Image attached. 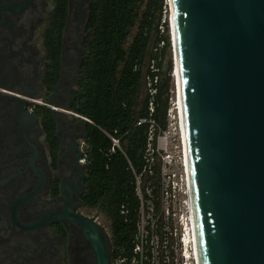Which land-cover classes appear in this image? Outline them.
Returning <instances> with one entry per match:
<instances>
[{
	"label": "flooded vegetation",
	"instance_id": "obj_1",
	"mask_svg": "<svg viewBox=\"0 0 264 264\" xmlns=\"http://www.w3.org/2000/svg\"><path fill=\"white\" fill-rule=\"evenodd\" d=\"M66 1L52 39L57 0H0V264L118 255L107 216L84 197L89 124L73 110L88 0Z\"/></svg>",
	"mask_w": 264,
	"mask_h": 264
},
{
	"label": "water",
	"instance_id": "obj_2",
	"mask_svg": "<svg viewBox=\"0 0 264 264\" xmlns=\"http://www.w3.org/2000/svg\"><path fill=\"white\" fill-rule=\"evenodd\" d=\"M168 4L199 263L264 264V0Z\"/></svg>",
	"mask_w": 264,
	"mask_h": 264
},
{
	"label": "trees",
	"instance_id": "obj_3",
	"mask_svg": "<svg viewBox=\"0 0 264 264\" xmlns=\"http://www.w3.org/2000/svg\"><path fill=\"white\" fill-rule=\"evenodd\" d=\"M165 1L88 0L84 59L73 110L92 121L84 197L88 205L99 206L107 216L117 246L115 254L131 253L140 204L136 175H140L143 189L151 183L154 192L160 181L155 148L158 135L168 126L173 67L163 17ZM66 12L67 1L57 0L50 38L61 36ZM152 60L157 72L150 70ZM147 77L156 89L153 95ZM141 118L155 123L152 155L148 154L149 123L137 124ZM109 135L119 139L120 148L111 150Z\"/></svg>",
	"mask_w": 264,
	"mask_h": 264
},
{
	"label": "built area",
	"instance_id": "obj_4",
	"mask_svg": "<svg viewBox=\"0 0 264 264\" xmlns=\"http://www.w3.org/2000/svg\"><path fill=\"white\" fill-rule=\"evenodd\" d=\"M165 5L169 7L168 0L165 1ZM168 9L170 12V8ZM168 19L170 28V14ZM161 45H163V42H160L159 46ZM150 70L151 72H157V67L153 60L150 63ZM147 80L149 94L153 95L156 89L151 85V78L147 77ZM156 80L157 76L154 75L153 81L156 82ZM149 110L150 112L153 111L151 102H149ZM176 112L178 115V110ZM170 113L169 107L167 112L168 124L169 120L173 118ZM76 115L81 116L79 114ZM81 117L92 124V121L88 118ZM141 123H149L148 150L151 152L149 155H152L153 149L150 147L155 123L151 118H141L137 124ZM109 137L112 142L111 150L113 151L115 147L120 148L119 139L112 135H109ZM83 158L86 159V154L83 155ZM162 159L160 181L156 192H154V186L151 183H148L143 189L140 175H136L135 192L140 204L132 237L131 253L128 255L118 254L113 264H200L192 226L190 189L182 145L180 157L181 172L178 178L175 174L168 171L167 164L171 161L170 154L162 156ZM149 173H151V170H149Z\"/></svg>",
	"mask_w": 264,
	"mask_h": 264
},
{
	"label": "rangeland",
	"instance_id": "obj_5",
	"mask_svg": "<svg viewBox=\"0 0 264 264\" xmlns=\"http://www.w3.org/2000/svg\"><path fill=\"white\" fill-rule=\"evenodd\" d=\"M168 5L166 6V12L164 13V19L167 22L168 25V33H169V38H170V28H169V9ZM170 44H171V39H170ZM171 59L173 62V51H172V46H171ZM173 64V63H172ZM171 100H170V110H171V118L169 120V124L167 129L163 132L160 133V136L157 139V145H156V152L159 155L160 158V166L163 164V159L162 156H165L166 154H170L171 156V161L168 163V171L175 174V176L178 178L180 172H181V165H180V157H181V145H182V139H181V129H180V121H179V110L182 113L181 108L176 107V101L179 99L177 98V88H176V79L175 75H173L171 71ZM174 102V106H173ZM176 110H178V115ZM180 120L181 122V127L183 130V119H181L180 115ZM181 141V142H180ZM148 150V154H150Z\"/></svg>",
	"mask_w": 264,
	"mask_h": 264
},
{
	"label": "bare ground",
	"instance_id": "obj_6",
	"mask_svg": "<svg viewBox=\"0 0 264 264\" xmlns=\"http://www.w3.org/2000/svg\"><path fill=\"white\" fill-rule=\"evenodd\" d=\"M170 21H171V25H172V31H173V35H174V40H175V33L176 32H175V24H174L173 14H171ZM174 52H175L174 54L176 56V54H177V51H176V40H175V43H174ZM176 59H177V57H175V79H176V88H177V98L179 97L180 100L177 99L175 106L178 107V105H179V107L182 110V113L179 110V121H180L181 139H182V152L184 154V164H185V167H186V174H187V177H188V185H189V189H190V211H191V216H192V219H193L192 226H193V229H194L195 241H197V239H196L197 233L195 232L196 223H195V213H194V205H193V199H192L193 193H192V186H191V176H190V170L188 169L190 167H189V159H188L189 157H188V150H187L185 124H184V117H183L182 95H181V88H180L179 70H178ZM179 107H178V109H179ZM180 115H181V119H183V130H182V127H181V122L182 121L180 120ZM197 254H198V259H200L198 250H197Z\"/></svg>",
	"mask_w": 264,
	"mask_h": 264
}]
</instances>
